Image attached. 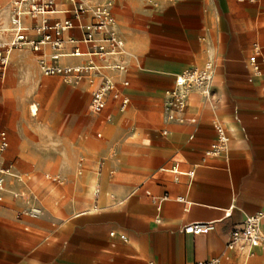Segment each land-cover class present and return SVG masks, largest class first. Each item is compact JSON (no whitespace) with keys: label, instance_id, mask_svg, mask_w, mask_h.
I'll list each match as a JSON object with an SVG mask.
<instances>
[{"label":"crops","instance_id":"0c3cea01","mask_svg":"<svg viewBox=\"0 0 264 264\" xmlns=\"http://www.w3.org/2000/svg\"><path fill=\"white\" fill-rule=\"evenodd\" d=\"M58 5L70 7L64 0ZM113 11L127 70L110 72L129 97L126 107L138 109L139 138L132 140L131 119L120 125L126 108L120 99L109 97L110 112L99 123L98 116L83 112L92 84L82 80L69 87L62 118L71 112L72 123L82 121L79 142L89 134L87 143H98L95 128L105 133L100 161L86 162L85 191L81 185L72 189L74 179H67L64 189L73 190L72 199L40 216L21 212L25 200L10 193L37 180H14L20 174L13 170L7 175V189H0V264H195L216 258L220 264H264V246L248 252L227 246L230 231L247 215L264 212V0H118ZM17 54L34 65L26 51ZM90 58L66 55L59 62L81 65ZM207 61L215 64L212 94L192 89L184 119L163 120L176 75ZM123 79L129 84L122 85ZM216 121L229 139L224 151L209 154ZM59 154L62 174L72 176L67 147ZM97 165L101 171L95 174ZM211 221L215 228L207 233L183 230Z\"/></svg>","mask_w":264,"mask_h":264},{"label":"built area","instance_id":"2783aa9c","mask_svg":"<svg viewBox=\"0 0 264 264\" xmlns=\"http://www.w3.org/2000/svg\"><path fill=\"white\" fill-rule=\"evenodd\" d=\"M70 7L60 8L58 0H13L10 17L13 34L12 45L28 47L39 56V66L44 75H62L70 82L79 83L88 78L97 87L93 90L90 110L102 111L109 97L120 99V108L129 103V97L124 95L119 87V81L110 71L125 72L127 53L125 42L121 38L113 7L116 0L93 2L90 0H64ZM68 14L60 18L59 14ZM73 29L82 32L81 37L70 34ZM68 33V34H67ZM71 45L70 50L66 49ZM80 45H87L85 51ZM259 49V48H258ZM89 55L86 64L64 65L59 61L63 56ZM95 57L103 60L99 63ZM251 62L257 67V55L250 56ZM215 64L207 61L201 68H191L176 75L170 96L166 101L167 117L169 119H184L188 106V96L192 89L200 90L210 96L213 91ZM122 85L129 81L123 79ZM194 121L195 119H191ZM215 141L207 150L209 154H219L226 148L228 134L222 122L216 121ZM7 131L0 127V154L8 147ZM178 171L177 169H175ZM194 170L188 174L193 175ZM4 179H0V183ZM1 189V187H0ZM33 210V209H32ZM39 216L41 210L35 209ZM264 212L247 215L240 225L230 233L227 246L231 249L249 250L252 247L264 246ZM215 228V222H192L183 227L187 233H207ZM114 235L115 232L110 233ZM126 239L125 234H121ZM195 264H220L218 258Z\"/></svg>","mask_w":264,"mask_h":264},{"label":"rangeland","instance_id":"374dc122","mask_svg":"<svg viewBox=\"0 0 264 264\" xmlns=\"http://www.w3.org/2000/svg\"><path fill=\"white\" fill-rule=\"evenodd\" d=\"M12 3L13 0H0V42L2 43L13 40L11 29L3 30L4 26L11 25ZM9 47L11 46L0 44V125L6 128L10 139L8 147L0 154V167L10 168L20 174L19 177H12L14 180L25 182L30 177L37 180V183L29 189L10 193L14 198L25 200L26 206L20 209L21 212L32 215V209H40L42 215L45 209L57 211L72 199L73 190L64 189L67 179H74L71 182L72 189L81 185L85 191L88 187L85 177L90 170L86 162L92 160L99 163L100 139L105 137V133L100 128H95L94 135L99 138L98 143L88 144L89 134L83 135L82 141L79 142L82 121L72 123L71 112H67L69 114L62 118V115L68 111L67 90L71 86H78L79 83L70 82L62 75H44L38 58L30 49L14 46L9 52ZM21 51L28 53L34 65L29 66L18 57L17 53ZM64 61H67V58H64ZM84 80L89 81L87 77ZM63 85L66 88L60 90ZM96 87V83L89 85L90 95ZM169 96L170 89L167 91V97ZM33 104L37 107L36 114L31 110ZM89 104L90 96L83 111L86 117L96 115L99 123L107 118L110 112L109 106L100 113H94L90 111ZM165 105L162 112L163 120L169 119ZM120 113L123 114L120 125L125 118L131 119V125L136 130V136L132 140H138L140 132L137 123L138 109L129 105L125 110H120ZM98 132L102 135L98 136ZM65 146L68 152L66 155L68 167L73 171L72 176H66L61 172L64 160L59 152H64ZM75 151L76 155H74ZM95 169V174L101 171L98 165ZM1 174L5 176L3 186L7 189L9 175L0 172ZM40 187L47 189L48 195H44ZM34 195L37 198H34Z\"/></svg>","mask_w":264,"mask_h":264},{"label":"bare ground","instance_id":"6f19581e","mask_svg":"<svg viewBox=\"0 0 264 264\" xmlns=\"http://www.w3.org/2000/svg\"><path fill=\"white\" fill-rule=\"evenodd\" d=\"M3 26H4V25H3ZM10 29H11V25H10V27H5V26H4V28H3V30H10ZM0 44H1V45H2V44L10 45L11 47L8 48V51H9V52H11V50L14 49V46L12 45V40H11V41H7V42H5V43H4V42H3V43L0 42ZM31 110H32L33 114L37 112V108H36L34 105L32 106ZM0 171H1L2 173H5L6 175H12V174H13V172H12V170H11L10 168H8V169L1 168ZM0 179L2 180V179H4V177H0ZM0 187H1V188L3 187V182L0 183ZM32 212H33V213H36V210L33 209Z\"/></svg>","mask_w":264,"mask_h":264}]
</instances>
